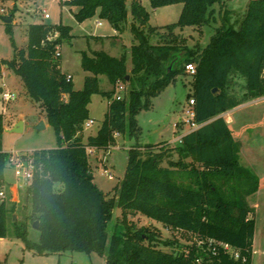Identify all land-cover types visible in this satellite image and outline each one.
Returning a JSON list of instances; mask_svg holds the SVG:
<instances>
[{"label": "trees", "instance_id": "1", "mask_svg": "<svg viewBox=\"0 0 264 264\" xmlns=\"http://www.w3.org/2000/svg\"><path fill=\"white\" fill-rule=\"evenodd\" d=\"M60 3L77 6L78 21L97 13L108 20L116 34L88 37L100 43L109 38L111 46L119 45L128 17L127 0ZM150 3L153 8L175 3L183 7L176 22L159 27L150 24V12L142 0H132V45L122 47L119 55L104 48L81 50V66L89 73L79 89L73 75L62 69L59 53V46L75 37L70 25L29 23L26 47L16 46L11 36L14 56L0 57V71L6 64L20 76L26 92L54 126L58 145L31 150L35 169L24 195L31 209L22 220H15V202H2L0 237L7 236L12 222L26 248L39 254L94 251L107 264H252L256 208L249 197L260 189L261 179L240 161L241 144L224 114L264 96V0H250L239 28L229 22L226 9L222 25L205 46L188 44L181 31L186 26L201 29L211 24L215 4L222 0ZM15 10L10 12L12 17ZM6 29L11 33L12 22L6 23ZM189 63L195 66L190 98L195 100L199 126L174 146L162 142L147 144L143 150L136 141L129 148L128 165L114 193L104 192L94 181L91 152L115 145L118 135L138 138L139 111L150 108L153 98L177 74L185 73ZM101 75L107 76L110 89L101 87ZM119 85L124 88L118 92ZM95 93L106 96L108 106L97 132L84 139ZM4 123L5 115L0 113V183L5 181L8 156L1 144ZM174 151L177 159L172 157ZM117 207L122 209L125 230L110 233L108 224ZM131 213L144 214L192 238L185 243L163 238L159 228L135 224L128 218ZM36 220L39 238L32 240L29 235Z\"/></svg>", "mask_w": 264, "mask_h": 264}, {"label": "rangeland", "instance_id": "2", "mask_svg": "<svg viewBox=\"0 0 264 264\" xmlns=\"http://www.w3.org/2000/svg\"><path fill=\"white\" fill-rule=\"evenodd\" d=\"M132 0H127L128 17L125 28L120 34L119 45L110 48L112 53L120 52L122 47H130L133 43V35L130 30L133 16L130 11ZM250 0H222V3L215 4V20L201 29L186 26L181 34L187 37L188 44L200 43L205 46L216 28L223 23L222 16L229 9V22L239 28L245 17L247 6ZM143 5L150 12V24L153 26H164L178 20L183 4L175 3L157 8L151 6L150 0H142ZM16 6V7H15ZM16 8L12 17L11 33L6 29V23L0 18V57L10 59L14 56L13 36L16 46H27L28 37L26 28L32 22H44L50 24H64L71 26V32L75 35L90 36V34H114L113 25L106 19L100 18L98 13L83 21L76 20L74 13L77 6L62 5L60 0H2L0 1V12L2 15L11 14ZM49 13L45 17L43 11ZM100 21V23H98ZM117 33V32H116ZM92 47H101L100 43L89 37L72 38L65 40L60 47L61 60L64 59L66 71L73 73L75 88L83 87L85 71L81 66V56L77 51L80 48L89 50ZM129 65L131 63L129 62ZM0 71V113L5 115L4 131L2 134V149L7 152H25L39 148H49L58 145L57 132L49 122L44 128L36 126L46 119V113L39 103L31 98L26 92L19 75L11 68L8 75H2ZM100 85L103 89H110L112 84L106 75L100 76ZM4 91L17 93V98L4 102L2 94ZM193 92V76L186 70L185 73L176 75L175 80L170 82L161 93L153 98V104L148 109H142L137 114V120L141 127L138 138H130L127 134L118 135L117 142L108 149H94L90 155L91 169L94 181L106 193L112 195L116 185L123 178L127 165L129 148L138 141L144 150L147 144L170 143L174 146L179 142V137L189 131V126L183 124L178 126L181 117L185 116V108ZM253 99L224 114L228 120L235 138L241 144L240 161L253 169L261 179L260 189L249 197L250 203L255 206L256 227L253 239L254 253L252 264H264V99ZM108 98L101 94L92 95L89 103L90 117L94 119L91 126L84 125L83 136L95 134L101 124L107 110ZM22 123L21 130H14L19 122ZM173 158H178L177 153H172ZM167 162L164 161L163 164ZM106 169V170H105ZM109 172L112 174L110 177ZM5 180L9 185L18 186L20 179L14 174L11 166L5 169ZM20 194V195H19ZM16 192V209L13 219L22 220L26 211H30L28 202L25 205V189ZM20 196V197H19ZM8 202H10L8 200ZM122 209L117 207L114 216L108 224L110 233H121L125 226L121 221ZM129 219L137 225H149L161 230L163 238H178L181 242H188L191 235L180 230L166 228L162 223L147 217L141 213H131ZM29 237L38 240L39 232L31 229ZM169 250L171 246H160ZM0 264H107L104 256L97 252L64 251L36 253L26 248L25 242L18 237L14 231L12 222L8 223V234L0 237Z\"/></svg>", "mask_w": 264, "mask_h": 264}, {"label": "built area", "instance_id": "3", "mask_svg": "<svg viewBox=\"0 0 264 264\" xmlns=\"http://www.w3.org/2000/svg\"><path fill=\"white\" fill-rule=\"evenodd\" d=\"M43 13L45 17L50 16L46 10H44ZM60 47L61 46H59V53L61 54ZM186 69L190 73L195 72V66L193 63L187 64ZM2 75L4 76L8 75L6 68L3 69ZM123 88H124L123 85H119L118 92L120 90H123ZM16 98H17V93L13 91H4L2 94V100L4 102H10ZM118 98H120V95L118 96ZM195 118H196L195 100L194 98H190L185 108V116L180 118L178 125L182 126L183 124H187L189 126V130L197 128L199 124L196 122ZM93 122L94 119L90 118L85 122V126L89 127ZM182 136L179 137V141H181ZM7 154L8 156H7L6 164L11 166L15 176L17 177V179L21 180V183L18 186L15 185L14 188H12V185H9L6 182V180L3 181V183H0V204L8 200L11 202H16V192L19 194V191L25 189L26 186L32 181L34 175V169H35L34 161L31 156V151L10 152ZM109 175L110 177H112V174L110 172ZM226 247H228V244H226ZM231 253L235 257H239V253L237 251L231 250Z\"/></svg>", "mask_w": 264, "mask_h": 264}, {"label": "crops", "instance_id": "4", "mask_svg": "<svg viewBox=\"0 0 264 264\" xmlns=\"http://www.w3.org/2000/svg\"><path fill=\"white\" fill-rule=\"evenodd\" d=\"M98 23H100V21H98ZM113 31H114V34H116V32H117V30H116V28H114L113 27ZM94 33H92V34H90V35H93ZM94 35H103V34H94ZM103 36H110V35H103ZM74 39L75 38H83V39H86V38H88L89 39V37L88 36H83V35H75V37H73ZM94 40V39H93ZM95 41V43H100V42H96V40H94ZM101 44V47H99V48H95V47H92L91 49H100V48H104L105 50H107L108 52H110L111 54H114V53H112V51L110 50V48H116L117 46H115V47H113V46H111L110 45V39L109 38H107V39H105V41L103 42V43H100ZM62 46V45H61ZM84 49H86V48H80L79 50H77L79 53H80V56H81V50H84ZM91 49H89V50H91ZM120 53V52H119ZM115 55H118V53H115ZM64 59L62 60V69L64 70V71H66L65 70V67H64ZM2 68L4 69V68H6L7 69V72H8V67H7V65L6 64H4L3 66H2ZM3 71V70H2ZM68 73H71L70 71H67ZM72 75H73V73H71ZM7 76V75H6ZM73 78H74V76H73ZM258 99H264V96L263 97H260V98H258ZM255 100H257V99H255ZM44 123L47 125V123H48V120H47V117H46V119H45V121H44ZM179 126V125H178ZM179 127H181V126H179ZM15 187V185H12V188H14Z\"/></svg>", "mask_w": 264, "mask_h": 264}, {"label": "water", "instance_id": "5", "mask_svg": "<svg viewBox=\"0 0 264 264\" xmlns=\"http://www.w3.org/2000/svg\"><path fill=\"white\" fill-rule=\"evenodd\" d=\"M0 18H1V20L3 21V22H5V23H10V22H12V15L11 14H8V15H1L0 16ZM171 69V65L169 66V68H168V71ZM129 77V75H127V78ZM213 92L214 93H217L218 92V88H213ZM22 121L21 122H19V123H17V125L15 126V128H14V130H16V131H19V130H21V127H22ZM38 129H41V128H44L45 127V123H44V120H41L38 124H37V126H36ZM33 228H35V229H38L39 228V221L38 220H36L35 222H34V224H33Z\"/></svg>", "mask_w": 264, "mask_h": 264}]
</instances>
